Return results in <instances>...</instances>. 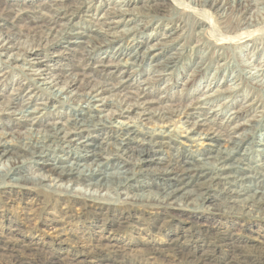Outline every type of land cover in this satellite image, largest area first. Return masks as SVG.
Instances as JSON below:
<instances>
[{
	"label": "rangeland",
	"instance_id": "rangeland-1",
	"mask_svg": "<svg viewBox=\"0 0 264 264\" xmlns=\"http://www.w3.org/2000/svg\"><path fill=\"white\" fill-rule=\"evenodd\" d=\"M1 1L5 13L0 14V33H18L20 44L26 46L24 24L31 12L17 15L15 11L27 7L48 12L46 5L51 1ZM118 1H124V9L135 10L125 18L132 20L95 26L94 21L105 15L101 22L123 18L106 13ZM145 1L148 0H88L80 14L64 22L68 32L80 33L77 35L86 41L84 44L69 43L68 39L74 35L66 33L65 38L42 48L34 59L14 61L10 57L17 51L12 48L0 53V134L41 132L44 125L60 124L71 116L73 110L69 107L74 102L60 104L48 99L47 91L40 84L59 74L63 75L61 81L76 76L75 85L69 89L73 92L81 88L83 80L97 76L110 79L109 83L114 85L113 94L106 91L95 100L94 114L103 123L84 133L87 137L97 142L105 139L108 132L105 120L115 118L123 123L137 121L157 130L169 128L183 142L176 143L172 137L171 146L154 149L145 171L136 173L129 187L115 191L54 179L34 159H22L24 174L31 180L43 179L47 187L40 192L0 184V264H141L145 260L151 264H168L173 259L181 264H236L242 258L251 262L264 255V211L248 213L241 203H234L238 197L230 193L234 186L228 183L220 181L211 187L205 194L207 199L199 205L177 201L172 206L145 199L154 198L149 192L162 194L164 180L159 172L167 159L188 153V142L183 141L188 127L182 122L184 119L173 116L167 124L154 122L153 112L172 105L186 109L198 101L202 103L203 108L190 112L196 116L207 112L206 117L212 120L209 124L214 128L220 131L228 128L219 134L220 145L229 137L250 131L248 125L255 126L239 153L249 146L252 155L249 166L257 169L255 163L264 162V155L256 158L259 152L255 150L262 147L257 145V140L264 134V34L258 32L239 42L218 45L214 43L217 35L222 36L224 26L235 19L229 14L221 19V11L209 9L216 32L212 34V27L199 20L192 4V9H184L172 0H161L158 16H143L138 12H147L142 8ZM9 8L14 11H8ZM250 24L264 27L262 5L246 14V23L236 32L247 30ZM131 27L137 31L123 32ZM91 28L117 36L109 44L95 45L86 39ZM105 37L98 36L101 40ZM133 51L136 56L128 58ZM173 56L174 63L163 67L166 59ZM102 60L111 62L104 68L100 67ZM41 69H46L43 72L47 74L37 75ZM137 88L146 89L154 103L123 115L108 104ZM10 99L17 101L16 106L4 111ZM18 108L36 111L31 116L25 112L20 115ZM201 142L189 150H195L194 154L204 152L207 146ZM102 157L111 167L122 161L106 153ZM127 160L131 168L133 161ZM11 163L10 156H1L0 172L9 169ZM46 191L51 192L52 199H45ZM8 194L13 197L11 202L6 200ZM136 195H142L145 200H138ZM34 203L39 207L28 210ZM26 217L29 219L24 220ZM100 237L107 246L99 244ZM3 245H15L21 250L19 260L9 263Z\"/></svg>",
	"mask_w": 264,
	"mask_h": 264
},
{
	"label": "bare ground",
	"instance_id": "bare-ground-1",
	"mask_svg": "<svg viewBox=\"0 0 264 264\" xmlns=\"http://www.w3.org/2000/svg\"><path fill=\"white\" fill-rule=\"evenodd\" d=\"M49 1H51V3L46 5L48 7V12H39L35 9L29 10L27 7H20L15 11L17 15L18 13L31 12V17H29V20L25 21L24 24L28 43L26 46L21 45L19 42L20 34L18 33L9 34L1 32L0 53L3 52V49L12 48L16 49L17 52L13 54L10 59L14 61L25 60L26 57H32L31 59H34L35 56L39 54V51H42V48L52 44L53 41L56 42V40L62 39L66 33L74 35L72 38L68 39V42L71 44L79 45L86 42L82 39L81 35H77L80 34L79 32H68L67 30L69 29L66 28V23L64 22L65 20L70 22L73 17L80 14L88 0H74L72 2H66L65 0ZM160 1L161 0L145 1L142 8H145L147 12L138 13H141L143 16H158L160 10L159 6H162ZM172 1L180 8L184 9H192L190 6V4H192L194 8H196V11L193 9L195 15L200 21L207 23L210 27L214 24L210 21V8L221 11V15L219 14L221 19H224V16L227 14L235 18L234 21H231V24L229 23V25L224 26L221 33L223 34L222 36L219 35V37L217 35V39L214 43L218 45L231 44L234 40L235 42H239L242 39L250 38L258 32L264 34V27L258 26V24H250L247 30L239 31V33L236 32L240 25L246 23V14H248V12L260 5L264 7V0ZM45 2L46 1H43V3ZM123 3L124 1H118L115 3V6L111 8L112 10L110 12L106 11L107 14H112V16L118 15L123 18L120 20L111 19L112 21L109 23L101 22L106 15L101 17L100 20H95L94 18L95 26L117 25L132 20V18L128 20L125 18L130 17V15L135 13V10H132V8L124 9ZM4 11L5 8L2 7V1L0 0V14ZM8 11L14 10L9 8ZM74 25L76 24L74 23L73 26ZM134 30L136 32L137 28L131 27L130 29H124L123 32L128 33ZM210 31L212 34L216 33L214 27H212ZM171 34L170 32L169 36ZM100 35L106 36L105 39H99L98 36ZM116 36L115 34H108L105 31L91 28L89 34L86 35V39L94 41L95 45L104 46L113 42ZM81 39L82 41H80ZM146 49H148V47H146ZM135 52H137V50ZM135 52L133 51L130 54L127 53L128 58L135 57ZM175 59V56L168 57L163 67L171 66ZM107 62L111 61H100V67L105 68L109 66ZM125 64L121 65L125 66ZM45 70L46 69H41V72L37 75L47 74L43 72ZM62 77L63 75L59 74L52 75L40 81V84L43 85L44 90L47 91L49 95L48 99L56 100L60 104L70 100L74 102V106L69 107L73 110L71 116L63 123L44 125L41 132L34 133L31 131L26 135L17 133L15 136L13 135V131L9 132L8 135L7 133H1L0 157L10 156L12 158V163L9 169L0 172V184L9 186L16 185L26 190L33 189L39 190L40 192L45 191L44 188L47 187V185L44 183L43 179L31 180L24 174L25 168L21 160L30 158L41 164L42 166H40V168L44 169L49 176H53L54 179L64 180L72 184H83L85 187L91 186L102 188L107 191H115L120 187H129V182L133 179L134 175L145 171V164L151 161L149 159H151L150 156L154 149H159L167 145L171 146L169 141H171L172 137H175L176 143H183L182 140H178V134H173L172 130L169 128L157 130L156 128L146 127L144 124L137 121L123 123L115 120V118L105 120L108 122V132L105 130L107 132L105 139H100L101 141L97 142L87 137L84 133H90L91 130L96 128L99 122L103 123L99 121L94 114L93 108H95V100L106 91L113 94L111 91L115 90L114 85L109 83L110 79L108 80L105 77L97 76L98 78L83 80L81 82V88L73 92L69 89L75 85L77 80L76 76L71 75L68 76V79L61 81ZM198 102L194 106H186V109L181 108L179 105H172L169 108L160 109L155 113L153 112V116L155 117L154 122L161 124L169 123L173 116L178 117V119L179 117H181L180 119H184L182 122L187 124L188 127L186 129L187 134L184 136L183 141L188 142V153L176 155L175 157L167 159L165 167L160 169L159 172L165 185L162 186V194H158L159 191H157V193L149 192V196H154V198L147 197L145 199L163 202L165 205L172 206H175L174 204L177 201L199 205L207 199V196H205L206 192L222 181V183H228L234 186V189L232 188V190H230V193L235 194L234 197H238V199L235 198L233 200L234 203H241V207L248 209V213L257 212L259 214L263 212L264 162H256L255 165L259 167L257 169L249 166L252 156L249 146L245 151L239 153L244 141L251 136V130L255 128V126L248 125L250 131L237 137H229L220 145L217 143L220 139L219 134L223 129L227 131L228 128L226 130V128L223 127L221 131L214 128L212 124H209L212 120L206 117L207 112L200 115H198V113L197 116L195 115L196 113L190 112L193 109L203 108L202 103ZM16 103L10 99L5 103L6 105L3 110L5 111L7 108H11L14 105L16 106ZM151 103H154V101L150 99V94L144 88H137L136 91L125 93L119 97V99L108 102L109 105L119 110L122 115L127 112H133L137 108L145 109L146 105ZM16 110L19 111L20 115H24L22 112L30 114L28 116L33 115L31 113L36 111V109L22 111L20 108ZM204 126L207 128H204ZM7 136H11V138L8 139ZM263 136L264 134L261 135V139L259 138V140H257V145L262 147L255 149L256 152H259L256 158L264 155ZM200 140H202L201 144L204 143L207 147L204 152L194 154L195 150L190 151L189 148L199 144L198 142ZM104 153L114 158H122L121 163H119V165L116 163L118 166L115 164L111 167V164L106 162L107 160H103L102 155ZM127 159L133 161V163H131V168L127 166V163H129ZM235 187H238V189L236 190ZM1 188L2 187H0V189ZM45 193L47 194L44 195L45 199H52L53 195L50 194L51 192L46 191ZM136 197L138 200L144 199L142 195H136ZM6 200L7 202H11L13 197L9 195ZM38 207L39 205L34 203L29 206L28 210H36ZM26 215H30L29 212H27ZM28 219V217L24 218V220ZM99 242L100 245L107 246V244H103L101 237ZM24 247H28V245ZM2 250L9 258V263L19 260L21 250L15 245H3ZM177 260L178 259H173L169 261L168 264H181L180 261ZM98 264L101 263L98 262ZM141 264L151 263L145 260ZM236 264H264V255L256 257L255 261L251 262L242 258V260L236 262Z\"/></svg>",
	"mask_w": 264,
	"mask_h": 264
}]
</instances>
